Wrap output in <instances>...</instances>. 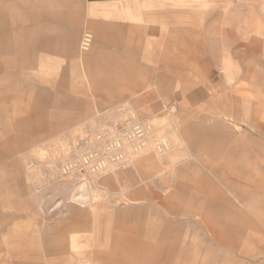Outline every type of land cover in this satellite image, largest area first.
Returning a JSON list of instances; mask_svg holds the SVG:
<instances>
[{
  "label": "rangeland",
  "instance_id": "rangeland-1",
  "mask_svg": "<svg viewBox=\"0 0 264 264\" xmlns=\"http://www.w3.org/2000/svg\"><path fill=\"white\" fill-rule=\"evenodd\" d=\"M69 2L61 10L75 14L76 20L66 18L65 29H75L79 41L86 29L100 33L96 62L87 68L78 54L39 52L41 61L28 70L29 79L45 88L72 84L73 105L57 117L0 112V264H51L50 258L53 264H79L70 262L69 254L115 249L116 235L132 238L140 222L159 220L145 208L160 205L159 198L173 193L197 215L167 214L168 219L188 228L190 236L195 233L196 244L210 247L209 228L226 230L232 224L229 238L247 253L216 243L215 251H223L235 264H264V191L256 190L246 200L226 191L241 209L237 215L228 208L223 214L209 208L215 185L253 189L255 182L260 188L263 174L247 172L256 166L264 169V157L254 154L251 138H246L247 149L221 158L215 147L194 144L208 138L203 129L214 120L205 118L223 96L234 106L239 103L240 120L259 116L264 125V0ZM56 27L50 24L48 32ZM106 39L126 42L130 48L112 45L110 66L100 57ZM197 45L203 47L204 63L188 60L193 70L185 76L160 68L161 58L174 63L188 53L201 56ZM212 64L218 66L216 80L206 74ZM164 73L169 78L160 83L156 79ZM188 82L194 86L184 96L181 89ZM150 90L154 98L138 104L136 99ZM121 92L126 101L119 100ZM25 104L18 102L17 109ZM218 119L235 131L232 118ZM39 121L45 123L43 128L28 127ZM256 147L263 154L264 146ZM215 164L232 181L216 177ZM63 244L67 253L58 254ZM120 248L131 251L132 246L124 240ZM92 258L86 264H148L125 257Z\"/></svg>",
  "mask_w": 264,
  "mask_h": 264
},
{
  "label": "crops",
  "instance_id": "crops-1",
  "mask_svg": "<svg viewBox=\"0 0 264 264\" xmlns=\"http://www.w3.org/2000/svg\"><path fill=\"white\" fill-rule=\"evenodd\" d=\"M27 1L28 0H0V112L7 115L11 112L20 111L27 116L57 117L61 115L64 108L73 105L74 100L69 94V91L73 90V85L70 83H60L57 85L54 84L50 86V88L41 87L29 79L28 70L36 67L41 61L39 52H72L80 56V61L83 65H86L87 68H91L96 62L95 54H97L98 51L100 33L97 30L91 31L86 29L79 41L75 29H65L63 21L66 20V18L70 21L76 20L75 14L61 10L64 6L69 5V0H35V3H29ZM31 5L36 7H48L50 9L43 11L25 8V6L28 7ZM18 7L21 8L19 12L16 11ZM120 10L123 9L121 8ZM52 23H56L57 27L51 34V32H48V26ZM177 31L180 32L183 30L179 31L177 29ZM63 38H65L66 44H61L60 41ZM13 43H17L18 45L13 46ZM112 45H115L123 51L130 50L126 42L112 39L104 40L102 49L100 50V57L107 66H110L112 62L110 63L109 60L114 56V52L111 51ZM197 48L202 52L201 56L188 53L182 60L174 63L166 58H161L162 65L160 68L165 71L173 72L178 77L185 76L188 69L190 71L193 70L187 65L188 60H198L204 63L203 47L199 45ZM116 61L118 62V60ZM223 64L225 68L231 65L228 59L224 60ZM124 65L128 64L124 63ZM217 71L218 66L212 64L206 74L210 79L216 80L219 78ZM168 78L169 76L164 73L156 80L160 83H165ZM245 79L247 78L245 77ZM193 86V82L186 83L181 89V94L186 96L187 91ZM104 87L108 88L109 85ZM163 89H165V86ZM225 89V87H222L221 91H226ZM15 90L18 92L17 95L12 94ZM133 92L136 93L137 89ZM208 94H211V92ZM208 94L203 97L206 98ZM119 97L120 101L127 100V96L123 92H121ZM175 97H177V94H175ZM153 98L154 92L150 90L143 96L138 97L136 102L142 104ZM24 101L26 102L25 106H21L17 109V103L19 102L21 104ZM238 104L239 103L236 101V106H234L226 96H223L221 104L217 106L214 105L209 109V114L206 116L207 118L204 117L207 120H214L212 126L203 129L204 134L207 135L208 138H206L205 141L198 138L194 141V144L196 145L197 143V145L204 148L209 146L215 147L217 158H221L225 157L226 154H236L242 149H247L246 138H251L252 144H250V147L252 149L255 148L254 151L256 153L254 152V154H256L258 158L264 157V152L263 154L261 152L258 153L256 149V146H264V125L259 121V116H253L244 121L240 120L238 117ZM221 115L226 118H232L231 120L235 131L231 132L226 129L225 121L218 119V116ZM28 125L27 126L33 130H39L45 126V123L39 121ZM245 126L246 129L244 128ZM164 141L165 145L168 147L169 144L166 139H164ZM250 157H252V155H250ZM257 167L258 166L250 168L247 173L252 175L257 171V173H262L264 176V169L258 171ZM212 172L222 181H232L229 174L217 164L212 167ZM237 185L238 186H228L225 188L221 185H215L214 191L209 198V208L220 214H223L224 210L227 208L229 213L233 215L241 213V209L229 198L226 191H229L238 199L246 200L251 198L254 191H264V178L260 188L255 182L251 184L253 189H249V186L246 188L241 184ZM175 198H178L176 193L169 194L166 197L159 198L160 205L151 203L145 208V211L148 213L157 214L161 223L159 220H151V218L148 217L145 221L140 222L137 233L132 236V238H124L122 235H116L115 242H117L118 245H116L115 249L94 251L90 255L85 252L71 253L68 256L69 261L72 262L76 260L79 264H86L88 261L94 260L92 257L101 260L115 259L117 261L125 257L137 262L143 259L148 262V264H184L180 263L179 259L192 258V260L197 261L202 258V264H235L236 261L229 259L223 251H215V243L218 244L217 247L226 245L228 248L239 252V254L247 253L243 247H239L237 242L229 238L228 231L232 227V224H229L230 222L226 230L216 226L209 228L212 237L211 245H209L210 247H203L196 244L195 233L190 236L188 228L183 227L184 229H181L182 226H178L177 224L174 225L168 219L167 214L183 216L197 215L195 211L186 207L180 200H175ZM160 207L164 208L166 213L163 212L164 210L162 211ZM140 212L142 213L144 211L141 210ZM140 220L142 219L140 218ZM187 239L189 241H186ZM124 240H127V243L131 244V251L120 248V244ZM47 251L50 255L54 253L52 247H49ZM57 253H67L66 246L63 244ZM53 260L52 258L49 259L51 264H53Z\"/></svg>",
  "mask_w": 264,
  "mask_h": 264
},
{
  "label": "bare ground",
  "instance_id": "bare-ground-1",
  "mask_svg": "<svg viewBox=\"0 0 264 264\" xmlns=\"http://www.w3.org/2000/svg\"><path fill=\"white\" fill-rule=\"evenodd\" d=\"M163 141H164V139H163ZM165 142V141H164Z\"/></svg>",
  "mask_w": 264,
  "mask_h": 264
}]
</instances>
